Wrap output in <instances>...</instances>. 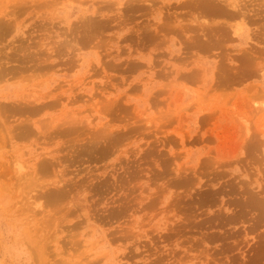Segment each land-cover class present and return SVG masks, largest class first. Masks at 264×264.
<instances>
[{
	"label": "rangeland",
	"instance_id": "obj_1",
	"mask_svg": "<svg viewBox=\"0 0 264 264\" xmlns=\"http://www.w3.org/2000/svg\"><path fill=\"white\" fill-rule=\"evenodd\" d=\"M200 1L0 0V264H264V0Z\"/></svg>",
	"mask_w": 264,
	"mask_h": 264
},
{
	"label": "bare ground",
	"instance_id": "obj_2",
	"mask_svg": "<svg viewBox=\"0 0 264 264\" xmlns=\"http://www.w3.org/2000/svg\"><path fill=\"white\" fill-rule=\"evenodd\" d=\"M202 1H203V0H202ZM202 1L197 2V3H202ZM204 1H205V0H204ZM207 1H208V0H207ZM207 1H206V2H207ZM211 1L213 2V0H211ZM211 1H209V2L211 3ZM215 1H216V0H214V2H215ZM231 1H232V0H231ZM206 2H204V3H206ZM236 2H237V1H236ZM207 3H208V2H207ZM210 3H208V4L210 5ZM231 3H232V2H231ZM238 3H239V2H238ZM233 4H235V3H233ZM212 6L215 7L216 4H214V5H212ZM217 6H218V5H217ZM195 8H197V7L195 6ZM213 9H214V8H213ZM215 9L217 10L218 7H217V8L215 7ZM233 9H235V8H233ZM242 9H243V8H242ZM207 10H208V9H207ZM207 10H206V11H207ZM212 11H213V10H212ZM214 11H215V10H214ZM217 11H218V10H217ZM222 11H226L225 7H224V10H222ZM228 14H230V13H228ZM230 15H232V14H230ZM230 15H229V16H230ZM233 15H234V13H233ZM234 16L237 17L238 15H236V13H235ZM230 17H231V16H230ZM232 18H233V17H232ZM234 18H235V17H234ZM220 25H221V24H220ZM235 26H236V25H235ZM217 28H218V27H217ZM217 28H216V29H217ZM219 28H220V26H219ZM201 30H202V29H201ZM202 31H203V30H202ZM202 31H201V33H202ZM214 31H215V30H214ZM214 31H213V32H214ZM205 33H206V32H205ZM208 35H209V34H208ZM207 37H208V36H207ZM210 37H211V35H210ZM262 104H264V102H263Z\"/></svg>",
	"mask_w": 264,
	"mask_h": 264
}]
</instances>
